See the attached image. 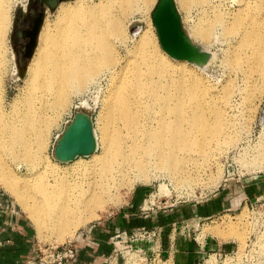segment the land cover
<instances>
[{
    "label": "rangeland",
    "instance_id": "1",
    "mask_svg": "<svg viewBox=\"0 0 264 264\" xmlns=\"http://www.w3.org/2000/svg\"><path fill=\"white\" fill-rule=\"evenodd\" d=\"M97 1L99 0H87L89 5ZM176 1L178 7L181 5L179 10L185 29L191 34L198 33L197 42L216 53L214 61L205 69L187 64L195 73L201 75L207 86L219 92L218 107L223 111L225 118L227 116L231 120L230 125L234 128L227 133V120L223 117V134L219 145H216L218 150L215 148L212 152L215 153V158L212 156L207 158L209 160L201 159L197 171L191 172L188 184L181 181L183 176L179 173L170 174L158 166H151L146 173L131 170L119 177L115 183L111 182L112 179L103 177L97 180L91 175L94 156H80L68 163L55 158L53 148L57 136L63 132L76 111H86L94 121L96 132L102 136L104 130L108 142L119 138L125 150L131 136L135 137L139 131L112 112L121 94V87L131 84L126 96L134 102V111L140 121L147 113L144 106L146 101L149 104V99L143 98L142 93L139 94L138 87L130 80L131 75L124 76L105 66H100L95 78L92 77L91 70L84 73L86 77L83 79L86 81L82 78L74 81L75 86H83H80L79 90L78 87L70 88L69 100L65 107L57 109L55 105L49 106L47 114L35 125L39 130L46 129L44 153L50 156L49 165L46 166L48 168H43L42 164L28 167L20 163L22 158H10L15 170L10 174L24 178L25 180L20 178V184H56L58 178V184H61L60 194H67L70 198L82 194L93 181H97L106 193L115 198L114 201H118L116 203L109 200L103 209L97 210V216L81 222L62 238L59 230L51 225L52 221L46 215L45 219L40 215L41 218H37L39 221H35L34 214L42 213L39 211L40 206L36 205V188L33 185L19 186V190L27 195L28 202L25 204L19 201L13 191L7 189L4 180H0V195L10 204L11 210L27 218L33 230L37 243L35 264L39 263L43 249L48 245L86 239L95 226L117 218L124 211L131 218L148 217L155 221H151L149 226L132 230L128 235H123L124 238H115L119 249L118 253L107 256L111 258V264H180L181 258L175 254L181 239L192 242L198 248L197 264H264V204L259 202L253 211L248 206L251 203L256 204L258 198L264 194V189H257L256 185H252L264 184V63L253 64L254 60L246 59L238 69H234L232 63L237 50L236 40L227 32V28L234 26L238 17L245 22L264 25V0ZM69 2L75 3L76 0H39L40 4H45V19L47 17L51 24L57 20L60 4ZM157 2L158 0H149L143 8L134 11L126 19L130 37L132 33L140 31L142 26H148L153 42L147 46V50L152 56L153 64H160L156 58L163 51L152 15ZM11 5L10 29L5 34V43L0 44L1 47L6 45L7 59L6 70L0 75V120L25 110L37 95L44 94V83L28 87L29 84L24 80L26 78L19 77L18 63H25V54H19L13 40L16 19L25 16L30 0H11ZM259 18H262L263 22H257L256 19ZM135 25L140 27L133 32ZM118 42L115 39L113 45L120 55L131 57L143 53L141 50L128 51L129 48L135 49L133 40L129 46ZM29 62L30 59L26 60L27 64ZM165 66L169 67L167 64ZM93 67L98 70L99 65L94 63ZM173 73L176 79L180 76L193 80L188 73ZM146 77L147 74L143 75V81ZM153 79L161 80L157 75H154ZM201 99L203 101V96ZM84 100L87 104L82 103ZM207 100L208 110H211V98L208 97ZM215 123V118L211 119L210 128L213 130ZM35 140L37 145L36 136ZM212 143L214 144L215 140H212ZM103 150L104 143L101 138V145L95 157L99 158L98 155L102 154ZM104 181L105 184H102ZM139 189L145 194L134 199L133 196ZM222 189L223 200L228 197L235 198L233 201L228 200L229 206L222 212L205 216L191 214L194 207L209 203ZM239 199H242V202L238 201ZM245 200H248V205ZM228 210L233 211L230 214ZM225 213L227 214L223 216ZM163 217L165 220L162 221ZM233 228L243 234V239L234 235Z\"/></svg>",
    "mask_w": 264,
    "mask_h": 264
},
{
    "label": "bare ground",
    "instance_id": "2",
    "mask_svg": "<svg viewBox=\"0 0 264 264\" xmlns=\"http://www.w3.org/2000/svg\"><path fill=\"white\" fill-rule=\"evenodd\" d=\"M148 1L99 0L89 5L87 0H76L75 3L60 4L54 24L46 17L37 47L28 64L24 77L26 79L22 78L29 84L28 87L44 83V94L37 95L25 110L0 120V180H4L7 189L13 191L19 201L25 204L28 198L19 190V186L33 185L36 188V205L40 206L39 211L42 213L33 212L35 221L41 218L40 215L45 219L46 215L52 221L51 225L59 230L62 238L81 222L97 216V210L103 209L109 200L114 201L115 198L106 193L97 181H93L82 194L73 198L60 194L61 184H58V178L56 184H20L24 178L20 176L21 180L17 175L15 177L10 174L11 171L15 172L10 158H22L20 163L28 167L42 164L43 168H48L46 166L49 165L50 156L44 153L46 129L39 130L35 125L47 114L49 106L55 105L57 109L65 107L69 100L70 88L78 87L74 85V81L80 78L86 81L83 79L86 77L84 73L91 70L92 77L95 78L100 66H105L124 76L131 75L130 80L138 87L139 94L142 93L143 98L149 99V104L146 101L144 106L147 113L140 121L134 111V102L126 96L131 84L121 87V94L112 112L139 132L135 137L131 134L130 143L124 150L119 138L108 142L105 138L106 132L103 130L100 136L95 128L98 148L101 138L104 143V150L98 155L99 158L95 157L97 151L91 155L94 156L91 175L97 180L103 177L112 179L113 181H110L115 183L119 177L131 170L146 173L151 166H158L170 174L179 173L183 176L182 182H190L191 172L199 168L198 162L215 154L212 152L217 149L216 145H219L223 134V117L227 120V133L234 128L230 125L231 120L227 116L225 118L223 111L218 107L219 92L207 86L201 75L188 66V61L175 60L162 49L156 58L160 64H153L152 56L147 50V46L153 42L148 26H142L140 31L132 33V37L129 36L126 28L128 15L143 8ZM11 9V0H0V44L5 43V34L10 29ZM256 21L263 22L262 18ZM255 23L245 22L238 17L234 26L227 28V32L236 40L237 50L232 63L234 69H238L246 59L254 60L253 64L264 63V25ZM190 35L197 42L199 34ZM115 39L127 46L133 40L135 49L129 48L128 51L141 50L143 53L131 57L120 55L113 45ZM5 52L6 45L0 46V75L6 70ZM211 54L209 62L199 67L205 69L214 61L216 53ZM94 63L99 65L98 70L93 67ZM166 64L169 67H166ZM173 72L188 73L193 80L180 76L176 79ZM146 74L147 77L143 81L142 77ZM154 75L161 80L155 81ZM80 86L83 84H79ZM208 97L211 98V110H208ZM82 103L87 104V101ZM153 106L159 109L156 110ZM214 118L216 123L213 130L210 128V122ZM262 121L264 122V115ZM35 136L38 139L37 145ZM212 140H215L214 144ZM102 184H105V181ZM44 225L47 226L45 222ZM232 230L235 233L232 234L243 239V234L236 232L234 228Z\"/></svg>",
    "mask_w": 264,
    "mask_h": 264
},
{
    "label": "crops",
    "instance_id": "3",
    "mask_svg": "<svg viewBox=\"0 0 264 264\" xmlns=\"http://www.w3.org/2000/svg\"><path fill=\"white\" fill-rule=\"evenodd\" d=\"M252 185H256L257 189H264V184ZM143 194H145L144 191L139 189L133 197L134 199L141 198L144 196ZM242 199L238 201L242 202ZM228 200L233 201L235 198L228 197L227 200H223L222 189L209 203L200 204L198 208L194 207L192 212L189 211L192 215H215L229 206ZM161 220L163 221L165 218L163 217ZM151 221L155 220L148 217L131 218L124 211L117 218L98 224L86 239L77 242V259L67 264L103 263L107 256L118 253L119 248L115 238H124L123 235H128L134 229L149 226ZM178 247L177 252L173 250L176 252L175 255L181 258L180 264H197L199 252L192 242L181 239L178 242ZM173 250L172 252H174ZM36 257L37 243L29 221L25 216L11 210L10 204L0 195V264H35Z\"/></svg>",
    "mask_w": 264,
    "mask_h": 264
},
{
    "label": "water",
    "instance_id": "4",
    "mask_svg": "<svg viewBox=\"0 0 264 264\" xmlns=\"http://www.w3.org/2000/svg\"><path fill=\"white\" fill-rule=\"evenodd\" d=\"M153 22L162 49L175 60H185L198 66H204L211 58V52L195 42L183 25L182 15L175 0H158L153 10ZM45 21V11L40 14L31 40L27 45L24 64L18 63L19 77L27 74L28 64L35 52L38 37ZM140 25H135V32ZM98 150V140L95 133L94 121L86 111H76L63 132L56 138L53 152L55 158L63 163L76 160L80 156H91Z\"/></svg>",
    "mask_w": 264,
    "mask_h": 264
},
{
    "label": "built area",
    "instance_id": "5",
    "mask_svg": "<svg viewBox=\"0 0 264 264\" xmlns=\"http://www.w3.org/2000/svg\"><path fill=\"white\" fill-rule=\"evenodd\" d=\"M245 201H246L245 203H247V205H248V200H245ZM259 202H262L264 204V194H262L258 198L256 204L251 203L248 205L250 210H252V211L255 210L256 209L255 206ZM231 211H233V210H231ZM231 211L228 210L229 213ZM226 214L227 213L223 214V216ZM77 241H80V240L69 241V242H66L64 244L48 245L45 249H43V256L40 257V261L37 264H67V263L75 261L77 259V256H78ZM110 259H111L110 257H106L105 262H108V264H111L112 261H109Z\"/></svg>",
    "mask_w": 264,
    "mask_h": 264
},
{
    "label": "flooded vegetation",
    "instance_id": "6",
    "mask_svg": "<svg viewBox=\"0 0 264 264\" xmlns=\"http://www.w3.org/2000/svg\"><path fill=\"white\" fill-rule=\"evenodd\" d=\"M45 4H40L39 0H30V6L23 18H17L15 22L13 40L19 54L27 52V45L31 40L30 34L34 31L40 14L45 11Z\"/></svg>",
    "mask_w": 264,
    "mask_h": 264
}]
</instances>
